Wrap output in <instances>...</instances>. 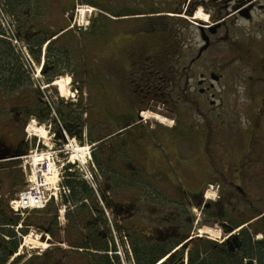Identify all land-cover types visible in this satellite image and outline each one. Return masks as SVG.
Returning <instances> with one entry per match:
<instances>
[{"label":"flooded vegetation","instance_id":"obj_1","mask_svg":"<svg viewBox=\"0 0 264 264\" xmlns=\"http://www.w3.org/2000/svg\"><path fill=\"white\" fill-rule=\"evenodd\" d=\"M180 1L161 12L155 11L154 0L80 1L95 7V14L88 17L87 29L76 24V19H80L76 1L63 8L65 3L61 0H50L47 12L40 0L34 1L42 28L27 20L28 8L22 11L27 20L23 33L27 41L51 25L49 28L53 26L55 34H59L55 42L63 49L74 44L60 40L64 36L61 31L85 32L96 24L105 28L103 20H109L126 27L127 33L117 27L123 33L122 41L115 46L117 50L122 52L127 45L128 49L138 50L131 45L130 38H141L146 33L153 39L154 19L158 17L155 14L164 12L166 15L159 17L174 22L181 6L187 4L190 6L184 10L187 16H183V23L190 21L198 36L194 44L181 38L177 44L166 43L164 49L175 45L176 50L195 51L189 68L186 64L181 68L178 80L166 76L167 72L164 75L153 70L148 56H138L132 64L149 59L150 72L147 74L145 68L139 67L125 75V65L121 64L122 73L115 82L119 100L113 106L103 103L101 93L97 108L72 107L74 114L67 116L70 128L82 144L89 146V166L99 178L98 189L93 191V203L72 197L70 189L68 213L65 211L63 218V212L58 215L56 211L57 230L50 235L48 229H40L46 240L53 243V249L36 257L39 264H98L104 259L120 264L119 251L130 264H190L192 258L193 264H209L212 256L206 246L217 254L232 257H240L248 242L264 246V228L258 225L264 221V207L253 205V201L259 200L261 205L264 186L251 189L244 185L246 178L248 185L251 183V170L249 176L245 173L247 164L264 165V0ZM143 2L146 9L138 11ZM55 6L61 13L58 17L64 21L62 25L52 20ZM198 12L204 17L196 18ZM223 50L226 54L219 55ZM123 53L126 58L128 54ZM46 55H53L48 61L55 68L57 53ZM172 63L169 61L168 66ZM194 65L197 70L188 77L186 71ZM48 71L45 68L44 74ZM85 76L73 78L78 90L81 83L85 84ZM127 79H131L128 83H135L132 92L123 90ZM189 81L194 82L192 89L188 88ZM100 83L105 94V81ZM233 93L244 98L241 111L228 101ZM59 105L65 104L60 101ZM14 107L19 110L20 123L22 115L26 118L28 112ZM12 128L16 129L9 122L6 132H0V156L21 149L22 144L1 143L5 137L12 138ZM23 128L21 123V131ZM254 175L261 183L262 165ZM66 179L83 182L75 171L68 172ZM209 192L214 196L210 197ZM255 194L258 197L250 201L249 195ZM240 204L247 205L251 213L243 214L237 208ZM65 217L67 224L62 227L59 222ZM215 226L222 229L223 240L209 235L208 231ZM242 258L241 264H260L255 255Z\"/></svg>","mask_w":264,"mask_h":264},{"label":"rangeland","instance_id":"obj_2","mask_svg":"<svg viewBox=\"0 0 264 264\" xmlns=\"http://www.w3.org/2000/svg\"><path fill=\"white\" fill-rule=\"evenodd\" d=\"M29 1L31 4V5L29 4V7H28V9L30 10V16H29V19L27 20L30 21V24H39L40 25L39 28H42L40 18L38 19V17H36L35 15L37 8L34 4V1L36 3L39 0H29ZM40 1L42 2L45 8V12L50 10L51 8V6L49 5L50 0H40ZM61 1L65 3L63 8L68 7L69 4L72 3L73 1H76L78 3V6H77L78 11L83 9L85 12L83 13L82 16L78 13V15L80 16V19L79 21H78V18L76 19L77 20L76 24L81 26L80 28L87 29V26L89 24L88 17L91 14H95L94 13L95 7L89 4H81L80 1L83 3H88V2L98 3L97 2L98 0H61ZM165 2H168V3L165 5V3L161 2L160 0H157L156 2L154 0L153 6L155 7V11L158 10L161 12V11H164L162 9H168V6H170V4L177 5L181 3L180 0H166ZM1 4H3V9L5 10V13L10 17L11 28H12L11 30L14 32V28H16L17 26V19L14 18L15 15L13 13L12 14L10 13V8H8L6 4L0 1V6ZM146 5H147L146 2L140 3L138 5V11H141L140 9L145 10ZM187 6L186 7L184 5L181 6V13H176L177 16L173 18L175 19L174 22L171 19H168L165 17H159V16L166 15V13L164 12L155 14L158 17H155L154 19L156 27H155V37L153 39H151L150 34L146 35V33H144L143 37L141 38H134V37H132L133 39L130 38V40L132 41L131 45H135V48H138V50L128 49V45H127V48H124V51L122 52L117 50L118 48L115 47L116 44L119 41H122L120 39V35L123 34L121 30H123L124 33H127V32H125L126 27L123 26V24H121L122 26H120L119 23H116L113 21L103 20V25L105 26V28H100L99 24H96L95 26L90 27V29L85 32L78 31V30H75L73 34L69 32L68 34H65L63 37H61L60 40L66 39L67 41H69L68 39L70 38V41H72V43L75 46L74 50H73L74 46L72 47L68 46L67 49H60V47L62 46H60L59 43H56L55 41L51 42L45 47V53L52 52V53H57L58 55V58L56 59L57 63L55 62V68L54 67L51 68L52 64L49 63L48 61L53 58L52 57L53 55L45 56L44 58L45 68L49 69L47 75H43L41 71L40 73L37 72L38 67H39V61H36L34 59V56L29 51L28 56L32 60V63H34V65L32 66V70H30V67L27 65L28 61L25 60V55L18 48L15 40H13L10 37L11 35L9 36L3 35L4 37L12 41V43L10 42L9 43L14 52V56H16L27 78L26 80H24L23 78L20 82H18L17 84H21V85H16V87L18 88L10 89L11 92H9L8 90L5 91L4 94L0 92V104L5 102L3 106L0 105V108H1L0 132L2 131L6 132V128L9 125V122L11 125H13L14 123V126L17 129L16 130L12 128L14 130L11 135L12 138L5 137L1 141V143L6 144V145L22 144L21 149L18 152L19 153L18 155L27 152L31 147L34 148L35 144L37 143V138H34V137H31V139L27 138L25 129L27 128L26 127L27 125H35L39 128L43 124L38 123L34 119L33 116L24 118L23 115L21 117L22 118L21 122L19 123L18 121L19 116H17V113L19 112V110L14 107L16 105L14 103L15 100L19 101L20 99H22V97L26 96L28 93H31L32 91H35L38 94L40 98L39 100L43 104L45 110L47 111L46 113L48 115L51 113V110H52L54 113L57 114L58 118L62 122L66 123V121H69V117L67 118V116H69V114H71L72 111H74V109L72 108L74 106H77V107L87 106L88 108H97L100 105V99H101L100 94L101 93H103L102 98H104V100L106 101V102L103 101L105 105L113 106L115 102L119 100V92H118L119 89L118 87H115V82L118 81L119 79L118 77L122 73L121 68H120L121 64L125 65V68H126L125 75H127L134 68H139V67L145 68V71H147L148 72L147 74H149L150 68H147V67L149 66L148 60L150 59L153 61V67H152L153 70L159 71L158 72L159 74H164L165 72H167L168 74H166V76L171 75L176 80H178V76L182 74L181 68L183 69V66H185L184 64H186V67L188 66L187 68H189V61L191 58H193L195 51H192L190 49H187L185 51L180 49L176 51L174 48L175 45H172L171 47H168L167 49H164V48H166L167 42L169 43L173 42L176 44L179 43L180 38L184 40H189V42H192L193 44L197 43L198 41L197 31L194 29L193 24H191L190 21H186V24L183 23V21H185L183 20V16L184 15L187 16L186 14H184L185 13L184 10L188 9L190 5L187 4ZM24 9L25 7L21 8L18 13H19V17L21 21L25 22V27H27V24H26L27 20L24 19L25 16L22 12ZM41 9L43 8L41 7ZM58 9L59 8L57 6L52 8L51 16H54V19L52 20H55L59 25H62L64 24V21L58 17V15L59 16L61 15L60 12H57ZM203 17L204 16L202 15L201 18ZM65 23H66V20H65ZM49 26L51 25H47L46 30H43L44 33L42 32L41 35L39 34V36L35 37V39L31 40V42L37 41L39 40V38L46 40L49 36L54 35L56 30L54 29L53 26L50 28ZM117 27H120L121 30H119ZM25 30L26 29L23 28L21 30L20 35L23 36V33L25 32ZM22 36L17 38V43L19 45L21 44L29 45L24 40V38H22ZM73 36H75V40ZM127 40L129 39H126L124 41H127ZM123 52L128 54L126 58ZM122 53H123V56H122ZM171 53H174L173 56ZM225 54H226L225 50H223L221 54L219 53V55H225ZM138 56H141V58L144 56H148L147 58L149 59L145 58V61H142V62L138 61L136 62V64H132L133 62L132 59ZM168 59H171L173 61V63L169 66H168V63L171 60H168ZM24 65L27 66L28 71H34V70L36 71L28 75L26 71L24 70ZM51 70L52 72H50ZM123 70H124V67H123ZM196 70H197L196 65H194L191 69H188L186 73L187 75L192 74L193 76ZM84 74L86 75L84 78L85 84L81 83L80 84L81 89L78 90V86L74 84L72 80L74 77L84 75ZM35 77L41 80L40 82L41 87L48 86V85L51 87L48 89L44 87L45 89L43 90L46 91V96H43L41 92L39 91L40 89L36 85L37 79H35ZM188 77H190V75ZM60 78H62L60 82L62 84V89L64 90L63 93H61L57 87L56 88L52 87L53 82H55L56 80ZM100 80L105 81L104 84L107 86V88L105 89V94L103 92L104 90L102 88ZM130 80L131 79L126 80V84L125 86H123L124 91L127 90L129 92H132L131 88L134 86L133 84L135 83H131V82L128 83V81ZM194 86L195 85L193 81L188 82V88L192 89V87ZM19 87L21 88L19 89ZM233 94L234 96L232 94H229V96L231 97L230 99L228 98V101L231 106L233 104L234 108L237 111H241L245 103L243 102L244 98L236 96V93H233ZM78 95L79 97L77 98L76 96ZM61 96H62V99H61ZM10 98L15 99V100L12 101V99ZM59 98L62 101V103L65 105H61V106L59 105V102H60L58 100ZM152 99L156 102V99L153 96H152ZM47 101H48V104L46 103ZM155 102H153V105H155ZM10 109L12 110V112ZM154 112L158 113L156 110ZM49 117L50 116H47L46 120H44L46 125L50 120ZM81 117L82 119H84L85 115L83 114L81 115ZM14 119H17V121L15 122ZM52 119H55V118H52ZM21 123L22 125H24V128L22 131L20 129ZM37 131H38V134H37L38 136H41V137L42 135L45 136V133H43L44 132L43 129H37ZM86 148L87 147L85 146V151L89 153L90 151H88ZM52 149L54 150L55 147H53ZM66 149H67L66 152L68 153L67 158L69 161L70 160L74 161L75 158L78 159L81 156H83V158L87 159V163L88 164L90 163L89 159L87 158L88 153H84L83 155H81V153L77 150V148L74 147L73 143L68 144ZM16 150L18 151V148ZM3 160L5 161H0V166L3 168L4 165H7L8 167L7 169L9 171L14 172V175H13L14 179L17 180V184H11L9 181H7L9 178L6 180L4 178L2 179V182L0 183V200H3L4 202H6L7 200L9 201L11 198H13L15 194L18 193L23 188V186L21 185H24V183L22 184L19 181L20 179H23L22 173L19 171V169H17L16 166L12 167L10 165L11 163H9L10 161H6V159H3ZM236 162H237L236 163V167H237L238 161ZM260 165H263V164L261 163H255L254 165L247 164L245 168V173L247 176H249V171L251 170L250 171L251 183L248 185L247 183L248 178H246L244 181V185L246 187L251 188V189L258 187L256 185V179H254L253 177H255L254 172L257 169H259ZM82 167L84 168V167H89V166L86 165L85 163V165H83ZM90 169H91V174H93L96 187L98 189L99 178L97 179L98 176L96 177L95 171L91 167ZM2 175H3V172L1 171L0 176ZM209 195H212V194H209ZM255 197H258V195L257 194L251 195V196L249 195L250 201H253L254 200L253 198ZM235 202H237V200H235ZM253 205H254V208H257V207L263 208L264 207V196H263V201L261 202V205H260V200L258 202L253 201ZM66 207H69V206L64 207L63 204H59L58 210H56L58 212V215L61 214V211L63 212L64 214L63 218L68 213V210ZM237 208H240L243 211L242 212L243 214L251 213L249 212V209L247 208V205L245 204L244 205L240 204V206L237 205ZM27 215L28 214L25 213L21 215V217L26 218ZM110 216L108 218L110 221H112V217ZM38 218L40 221H42L43 214L38 215ZM59 223L62 225V227L65 226L67 224V218L65 217V219L60 220ZM211 229H212L211 231H208L211 237L216 238V239L220 237V240H223L224 233L222 232V229L219 226L211 227ZM27 232H28L27 235L21 238L20 247L17 250V253L14 254L8 260L7 264H13V262L18 260L19 258L21 259L16 264H27L29 261H32L34 258L38 257V255L42 253L44 254L45 252L51 251L53 249V243L50 240H46V236L42 235L41 230L30 229ZM215 232H218L219 237L217 235L216 237L213 235ZM259 237H261V235ZM42 246H47V247L44 249L42 248ZM37 263H38V260H37Z\"/></svg>","mask_w":264,"mask_h":264},{"label":"trees","instance_id":"obj_3","mask_svg":"<svg viewBox=\"0 0 264 264\" xmlns=\"http://www.w3.org/2000/svg\"><path fill=\"white\" fill-rule=\"evenodd\" d=\"M2 3L6 4L8 8H10V13L14 14L17 19V32L21 33V30L25 28V22L21 21L19 17V10L25 6L27 9L29 7V2H25L24 0H0ZM24 1V2H23ZM157 0H155L156 2ZM164 2L165 5L168 2L166 0H160ZM27 5H26V4ZM170 3V2H169ZM3 5V4H2ZM161 10V9H160ZM164 10V9H162ZM158 11V10H157ZM22 13V12H21ZM3 31L0 26V92L4 94L5 91H10V89L18 88L16 85L23 78L26 80L25 72L22 70L20 63L18 62L16 56H14V52L12 47L8 41L2 38ZM46 40L42 39L40 41H28L30 46L34 49L31 50V54L34 56L36 61H39L41 48ZM170 50V49H169ZM176 50V49H175ZM178 51V50H176ZM61 52V50H60ZM172 56L174 53H171ZM171 56V55H170ZM171 56V57H172ZM21 87H19L20 89ZM12 99V98H10ZM39 96L35 91L28 93L26 96L22 97L19 101L15 100V106L18 108H25L28 112L27 117L33 116L39 122H43L46 120L48 114L45 110L44 106L41 104L39 100ZM11 166H13L14 162H10ZM7 165H4L2 168L0 166L3 175L0 176V183L2 179H8L11 184H17V180L14 179V172L7 170ZM4 169V170H3ZM0 171V173H1ZM262 171H264V165H262ZM21 175V174H20ZM23 179L19 181L23 184ZM261 180L259 179V182ZM263 181V183H262ZM261 183H258V179H256L257 186H264V179H262ZM19 182V183H20ZM66 185L72 191V197H81L82 199H87L90 203H93L94 194L93 191L84 183L78 180H66ZM23 186V185H21ZM27 217L22 218L20 215L15 214L8 207V200L4 202L0 200V264H7L8 260L17 253V250L20 247L21 238L27 235V231L30 229H38L41 227L48 229V233L53 235L54 229L57 230V220H56V207L53 204H50L44 210H33L30 212H26ZM43 214L42 221L39 220L38 215ZM237 225H241L238 223ZM260 227L264 228V221L259 222ZM18 228V229H17ZM20 236V237H19ZM206 250L210 251L209 256H212V261L209 264H241L242 256L246 257V255L257 256L260 264H264V246L262 244L252 245L250 242L246 243L245 246L241 249V256L235 255L232 257L231 254H221L217 252H213L210 246L205 247ZM49 252V251H48ZM196 252L194 250L193 254ZM215 255V258L213 256ZM232 257V258H231ZM21 258L14 261L13 264L17 263ZM98 264H111L109 259H104L97 261ZM194 263V258L191 259L190 264ZM27 264H38L37 259L34 258L32 261H29Z\"/></svg>","mask_w":264,"mask_h":264},{"label":"built area","instance_id":"obj_4","mask_svg":"<svg viewBox=\"0 0 264 264\" xmlns=\"http://www.w3.org/2000/svg\"><path fill=\"white\" fill-rule=\"evenodd\" d=\"M0 22L6 30V34L13 37L11 30L10 17L5 13L3 5L0 6ZM17 46L19 44L15 41ZM21 51L25 55L27 65L32 70L33 63L29 58L27 51L23 48ZM27 69V66L25 65ZM44 88L41 87V90ZM55 118V119H52ZM51 120V121H50ZM49 122L43 125L46 130L48 139L44 148H35L31 150L28 155L21 157L23 163L21 165L25 174V188L18 193V195L10 201L9 206L15 213H23L26 210L42 209L46 207L51 201L56 203L62 198H68L70 189L64 186L63 174L64 168L70 162L66 156L68 142H63L62 136L67 141L66 130L57 115L52 111ZM57 134L60 137H57ZM55 147L53 150L52 148ZM73 163V161H72ZM79 174L94 187L92 176L87 171L86 167L80 166L78 168ZM122 264H126L122 260Z\"/></svg>","mask_w":264,"mask_h":264},{"label":"bare ground","instance_id":"obj_5","mask_svg":"<svg viewBox=\"0 0 264 264\" xmlns=\"http://www.w3.org/2000/svg\"><path fill=\"white\" fill-rule=\"evenodd\" d=\"M80 9H81V8H80ZM84 12H85V11H84L83 9H81V10L78 11V13H79L81 16L83 15ZM196 16H197L196 18H201V17H202L201 12H198V13L196 14ZM62 78H63V77H62ZM62 78L56 80V81L52 84L53 86L57 87L58 90H59L61 93H63V91H64V90L62 89V84H61V82H60V80H61ZM65 78H66V77H65ZM154 118H156V119H158L159 121H161V119H160L159 117H157V116L154 117ZM28 129H29V131H30V130H32V131H33V130H36V131H37V129H35L34 125H30ZM43 133H44V132H43ZM42 137H45V136L42 135ZM84 152L87 153V151H85V149H84V150H81V155H83ZM75 159H76V158H75ZM75 159H74V160H75ZM83 160H85V158H83V156H82L81 159H80V161H83ZM209 194H212V193L209 192L208 195H209ZM210 197H213V195H210ZM213 235H214L215 237H216V235L218 236V232H215ZM218 237H219V236H218ZM46 247H47V246H42V248H44V249H45Z\"/></svg>","mask_w":264,"mask_h":264},{"label":"water","instance_id":"obj_6","mask_svg":"<svg viewBox=\"0 0 264 264\" xmlns=\"http://www.w3.org/2000/svg\"><path fill=\"white\" fill-rule=\"evenodd\" d=\"M7 156H8L7 154H3V155H1V156H0V160L6 159ZM245 227H246V226H244L243 228H245ZM229 231H233V228H230ZM249 263H251V262H249Z\"/></svg>","mask_w":264,"mask_h":264}]
</instances>
